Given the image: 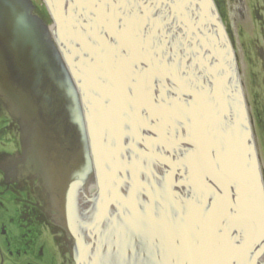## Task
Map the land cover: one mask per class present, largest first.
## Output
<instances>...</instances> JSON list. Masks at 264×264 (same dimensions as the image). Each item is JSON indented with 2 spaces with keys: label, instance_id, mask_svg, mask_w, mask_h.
<instances>
[{
  "label": "water",
  "instance_id": "water-1",
  "mask_svg": "<svg viewBox=\"0 0 264 264\" xmlns=\"http://www.w3.org/2000/svg\"><path fill=\"white\" fill-rule=\"evenodd\" d=\"M172 1L178 20L166 12L171 0H142L158 6L135 9L145 12L141 22L131 9L101 5L122 0H47L57 23L49 32L43 6L0 0V98L7 109L0 118L21 120L23 155L44 162L49 182L65 192L76 182L82 188L97 170L79 225L63 219L73 225L76 264H256L264 251V192L228 34L212 0ZM116 13L133 16L128 28L148 37L152 22L166 18L163 51L125 34L119 40L132 51L125 54L109 39L121 35ZM176 33L190 43L186 69L194 73L188 81H196V100L164 87L171 72L154 57L178 64L184 48L173 46ZM114 63L140 80L135 91L121 86ZM12 143L1 136L0 151ZM56 147L57 166L46 154ZM67 195L64 207L72 203Z\"/></svg>",
  "mask_w": 264,
  "mask_h": 264
},
{
  "label": "flooded vegetation",
  "instance_id": "flooded-vegetation-1",
  "mask_svg": "<svg viewBox=\"0 0 264 264\" xmlns=\"http://www.w3.org/2000/svg\"><path fill=\"white\" fill-rule=\"evenodd\" d=\"M179 1L180 0H178V3H180ZM196 1L198 3L203 2V0H196ZM135 2H138V0H136ZM212 2L215 7V11L218 13L219 20L221 19V22L224 24L226 31L229 32L231 46L234 54L236 55L235 60L238 59L237 52L235 51L237 49V44L235 42V38L231 30L229 29V27L226 25L225 22L226 19L225 11L227 7H229L233 2H237L239 4L237 11L241 15L247 9L250 10L253 17L252 23L256 24L257 27H260L262 29V36L264 38V0H212ZM173 7H174L173 1L171 0V5L169 4L166 7L167 9L166 12L168 11L167 13L170 12L172 13L170 17H173L175 14ZM131 10L134 12L133 16L136 19H139L138 21L142 22L145 12L137 11L135 9H131ZM162 12L165 11L163 10ZM37 13H38V17H40L42 20L48 17V14L43 10H40ZM123 15L119 14L120 18L118 19L117 28L115 27L116 33L121 34L119 35L120 37L118 39H115L114 36H112V34L110 33L111 30H106L105 26H104L105 29L104 28L103 29L107 32L109 31V33L111 34L109 35L110 40L111 39L117 40L116 42L118 44V47L124 50L125 54H131L132 51L126 45V43L120 42L121 39H125L123 37L125 36V34L130 36L132 42L138 41L139 38H144V40L149 41V37L146 34L141 35L140 33L138 35L137 34L133 35L135 31L132 32L130 28H128V25L125 26L123 22L124 18H127L129 23L131 20L130 18L133 16L125 14L126 16L123 17ZM176 18L178 20L179 18L178 15H176ZM112 23H115V21ZM171 33H174V30L171 31ZM178 35L179 34L176 33L175 36H171L172 40H178L175 42L172 41V43L174 44L173 46H175L176 48L179 45L181 49L184 48V50L181 51L182 55L180 54L178 55V61H179L178 64L180 67L186 69V62L188 58L186 55L190 54L191 47L189 40H186L187 38H183L182 36H178ZM168 43L170 42L168 41ZM166 45L167 43L165 44V46ZM253 45H254V54L252 55H254L256 59L260 60L261 68L263 70V75H264V40H255V44ZM60 59L62 61V64L66 66V62L68 60L67 59L65 60L63 56L60 57ZM115 63L112 66L113 71L122 73L123 75V79H120V82L122 83L121 86H123V88H129L130 91H135L133 90L134 85L136 83L139 84L140 80L139 82H137V78L133 73H131L132 70L125 67L123 63L120 66V68H117ZM197 66L200 67L199 65ZM145 69L147 68L145 67ZM169 71L171 72L170 74L171 77H173L174 79L168 76L167 77L168 84L164 82L163 83L164 87L166 88L167 86H171V87L173 86L179 91H181L186 98L189 95L191 97L193 95L192 98L195 97L194 99L196 100L197 97L195 96V94L194 93H192V95L190 94L191 91L195 89L194 83L196 81H188L189 79H185L180 76H178L177 77L178 79L175 80V77L178 74H174V72L171 71L170 69ZM145 72H146L145 80H147V76L150 75V72L149 70H145L144 73ZM181 75L186 76L187 71L182 72ZM107 77L109 78V76ZM142 82L145 81L142 80L141 83ZM111 85L112 84L110 83V86ZM113 86L115 88L114 84ZM95 89L97 91L96 86ZM211 92L212 91H210L209 93L211 94ZM197 93L200 96L199 98H201L202 93H200L199 91H197ZM152 99L153 97H151V100H147L146 101L147 104L153 105ZM6 113H7V109L5 107V103L0 98V115ZM248 113L250 114L249 111ZM5 118L2 117L0 118L1 119L0 137L6 135L7 137L10 136L11 139L13 140L12 143L13 148L12 150L0 151V165H1L0 167V264H45L43 261L45 257L44 247L39 245V242L42 234L44 236L46 235L45 233L46 229L50 231L49 232L50 234L51 233L54 234V235L51 234L53 236L54 241L52 242L54 244L56 243L62 244L61 248L64 250V253L67 256L66 264H74L72 252L74 249L73 247L75 240L70 235L69 231L70 229H72L73 226L72 224L79 225V223H76V219L78 215H80L79 213L80 209L86 208V206L90 204L88 202L89 201L88 197L85 195L86 192L84 193V191L85 190L88 191L87 183L89 180L91 184L97 182V177H96L97 170H95L94 167L93 169H91L92 174L91 176L88 177L87 181L84 183V186L82 188L79 187L82 184L76 182L77 184H75V186L72 187L71 190L65 192L61 184L55 185L54 183L52 184L51 182H49V180H51L52 177L50 176L51 174L47 176L44 173L43 168L40 167L39 165V164L43 165L44 162H41V160L38 157H36L32 152H29L28 155L25 154L26 156L23 155L21 149L22 148L21 141L23 136L22 131H24L25 127L21 122V120L15 116L12 117L10 116L9 119H7L8 121ZM248 118L250 119L252 124L253 119H251L250 116ZM34 134L35 133H33V135ZM87 141L89 142L90 140L87 139ZM31 146H38V144L31 143ZM58 150L59 149H57V147L55 152L52 150V148L49 150L46 149V154L50 156L49 163H52L54 165L56 164V166L58 165L57 162H59V158H56V154L58 153ZM63 160L64 159L61 157L60 161ZM261 171L264 177V173H263L264 167ZM78 190L79 193L81 194V197L77 196L76 192ZM66 195L67 197L70 196V200H72L70 202L72 203L64 207L63 198ZM246 204H248V206L250 205L251 207H255L253 205L254 202L248 200V198L246 199ZM65 218L68 219L69 223H72L71 220L73 221L72 224L68 225L69 228H67L68 226H65V223H63V219ZM13 228H15L16 230L15 231L11 230ZM66 241L69 244L65 243ZM64 244H66V246ZM57 250L58 253L61 254V250L59 249V246ZM258 262L264 264V251L261 254ZM57 264H61V263L58 262Z\"/></svg>",
  "mask_w": 264,
  "mask_h": 264
},
{
  "label": "rangeland",
  "instance_id": "rangeland-1",
  "mask_svg": "<svg viewBox=\"0 0 264 264\" xmlns=\"http://www.w3.org/2000/svg\"><path fill=\"white\" fill-rule=\"evenodd\" d=\"M33 2L36 5L43 6L44 8H46L47 11H49L48 13L51 17V12H50L51 10L49 8L47 0H33ZM238 6L239 4L237 2H233L229 7H227L225 11V18H226L225 22L226 25L231 30L235 38V42L237 44V49L236 50L234 49L237 52V56H238V59H236V67L239 75L240 86L242 89L241 91L243 92V96L246 101V110L247 113L248 111L250 112V114L248 113L247 116H250L251 119H253V123L251 124L250 121V125L251 128L253 125L252 137L254 140L253 141L254 148L256 145L254 151L255 154L259 155L260 157V158L258 157L259 158L258 162L260 169L262 170L264 167V75H263V70L261 68L260 60L256 59V57L252 54H254L253 44H255V40H264V38L262 36V29L260 27H257L256 24L252 23L253 17L250 10L247 9L241 15L237 11ZM51 19H52V24L49 25L48 28L49 30L54 31L56 24L54 18L51 17ZM222 25L224 26L223 23ZM226 32L228 34V39L230 40L229 32L228 31ZM11 230L15 231L16 229L13 228ZM45 231H46L45 232L46 235L44 236L42 234L39 242V245L44 247V256H45L43 259L44 263L57 264L58 262H60L61 264H66L67 256L64 253V250L61 248L62 244L60 243L59 244L56 243L57 245L54 244L52 242L54 241L52 236L54 234L51 233L52 234L51 235L48 229H46ZM58 246L59 249L61 250V254L58 253L57 250ZM74 264H76L75 259H74Z\"/></svg>",
  "mask_w": 264,
  "mask_h": 264
},
{
  "label": "snow or ice",
  "instance_id": "snow-or-ice-1",
  "mask_svg": "<svg viewBox=\"0 0 264 264\" xmlns=\"http://www.w3.org/2000/svg\"><path fill=\"white\" fill-rule=\"evenodd\" d=\"M102 7L105 8H114V9H137V8H142V9H146V10H150L153 7H157L158 5H154L151 3H144L142 2H135V0H132V2H128V0H122V2L117 3V4H103L101 3ZM147 15V12H146ZM119 14H115L114 15V19H115V27L117 28V19H119ZM106 22H111V18L108 19ZM125 26L128 25V20L127 18H124L123 20ZM147 22V21H145ZM168 20L166 18H162L158 21H154L151 24V31L149 33V41L150 43H152L154 45L152 51L154 52H161L163 51L164 45L167 43V37L164 35L165 31H166V26L168 25ZM140 27H143V24L140 25ZM162 41V43H161ZM157 60V62L161 65H163L164 67L170 69L171 71H173L175 74H178L180 77H183L185 79H195L194 77V73L191 70L188 69H184L182 67H180L176 61H173L172 63H168L166 61V59L163 56H154ZM188 72V75L184 76L181 75L182 72Z\"/></svg>",
  "mask_w": 264,
  "mask_h": 264
},
{
  "label": "bare ground",
  "instance_id": "bare-ground-1",
  "mask_svg": "<svg viewBox=\"0 0 264 264\" xmlns=\"http://www.w3.org/2000/svg\"><path fill=\"white\" fill-rule=\"evenodd\" d=\"M49 12V11H48ZM51 12V11H50ZM51 17H53L54 18V16H53V14H52V12H51ZM54 21H55V24L57 25V23H56V20H55V18H54ZM49 32H53V31H51V30H49ZM236 61V60H235ZM239 76V75H238ZM242 90V89H241ZM242 92V91H241ZM242 94H243V92H242ZM245 99V98H244ZM244 102H245V110H246V101L244 100ZM246 112H247V110H246ZM247 115H248V113H247ZM249 117V116H248ZM248 124H249V128H250V132H251V137H252V128H251V125H250V119L248 118ZM252 141H254L253 140V137H252ZM254 146V145H253ZM254 150H255V148H254ZM256 155V154H255ZM256 159H257V163H258V171H259V174H260V178H261V185H262V187H263V192H264V177H263V175H262V172H261V170H260V166H259V162H258V155H256ZM260 259V258H259ZM259 259H258V261H259ZM257 261V263L256 264H263V263H259Z\"/></svg>",
  "mask_w": 264,
  "mask_h": 264
}]
</instances>
